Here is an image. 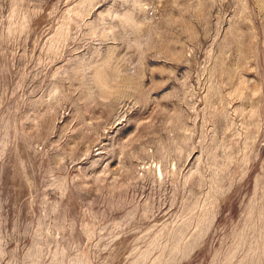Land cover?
Returning a JSON list of instances; mask_svg holds the SVG:
<instances>
[{
	"label": "rangeland",
	"instance_id": "rangeland-1",
	"mask_svg": "<svg viewBox=\"0 0 264 264\" xmlns=\"http://www.w3.org/2000/svg\"><path fill=\"white\" fill-rule=\"evenodd\" d=\"M0 264H264V0H0Z\"/></svg>",
	"mask_w": 264,
	"mask_h": 264
}]
</instances>
